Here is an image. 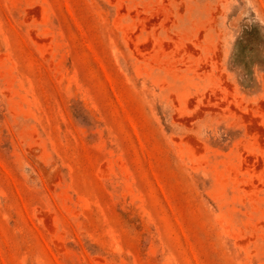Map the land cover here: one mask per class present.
Returning a JSON list of instances; mask_svg holds the SVG:
<instances>
[{
    "label": "rangeland",
    "instance_id": "1",
    "mask_svg": "<svg viewBox=\"0 0 264 264\" xmlns=\"http://www.w3.org/2000/svg\"><path fill=\"white\" fill-rule=\"evenodd\" d=\"M0 264H264V0H0Z\"/></svg>",
    "mask_w": 264,
    "mask_h": 264
}]
</instances>
